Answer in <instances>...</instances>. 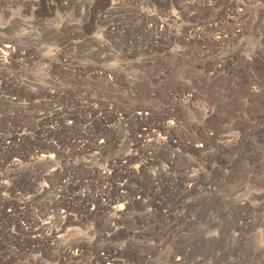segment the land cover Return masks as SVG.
Instances as JSON below:
<instances>
[{
  "label": "rangeland",
  "instance_id": "1",
  "mask_svg": "<svg viewBox=\"0 0 264 264\" xmlns=\"http://www.w3.org/2000/svg\"><path fill=\"white\" fill-rule=\"evenodd\" d=\"M26 4L27 14L19 16L14 8L10 12L9 0H0V28L7 30L14 20L29 21L19 34L27 38L21 47L33 49L32 64L26 68L0 62V178L2 184L10 182L7 191L0 188V209L5 201L0 264H34L25 253L27 246L43 244L34 221L55 216L56 208L49 207L55 199L69 215L82 216L91 229L105 234L107 214L96 199L97 176L90 174V169L98 168L90 158L98 156L94 145L112 143L103 159L131 149L136 161L143 163L149 152L142 153L145 144L138 143V137L154 123L157 135L170 138L157 154L161 166L168 165L170 148L177 144L174 150L183 156L178 167L187 158L195 160L213 185L189 198L210 197L193 210L195 239L186 264H264V1L26 0ZM241 29L243 34H237ZM5 35L1 32L0 38ZM219 37L225 40L219 43ZM140 106L151 112L145 124L131 117ZM114 112L125 120L119 122ZM170 113L178 123L171 134L161 125ZM226 137L237 144L222 146ZM192 140L205 149L180 143ZM36 152L54 157L49 168L53 175L44 174L49 188L44 193L35 187L40 180L27 179L29 159ZM13 160L20 165L14 167ZM154 170L155 165L149 166L133 180L140 178L151 211L138 202L129 207L116 243L127 241L128 253L118 259L121 263L170 264L172 251H182L177 234L166 229L172 220L181 221L179 211H168L166 205L182 185L171 169L152 182L148 174ZM220 170H227L225 187H218L223 180ZM126 183L130 189L132 184L122 181ZM239 185L242 189L231 194ZM212 189L226 193L215 197ZM141 229L147 231L145 236L134 235ZM83 233L84 229L79 236ZM93 242L97 248L108 246L101 238ZM150 245L161 248L147 260ZM58 252L53 249L42 258L48 264ZM91 258L87 253L71 264Z\"/></svg>",
  "mask_w": 264,
  "mask_h": 264
},
{
  "label": "bare ground",
  "instance_id": "2",
  "mask_svg": "<svg viewBox=\"0 0 264 264\" xmlns=\"http://www.w3.org/2000/svg\"><path fill=\"white\" fill-rule=\"evenodd\" d=\"M9 8H10V12L11 9L14 8L19 16L27 14L28 12L26 0H11V1L9 0ZM262 12H264L263 9ZM19 22L21 21L14 20L12 22V26L7 30L0 28V33L3 31H5L6 33L4 37L0 38V62L8 63V61H10V63H12V65H15L16 68L22 69V67L26 68L32 64L31 61L33 59L31 58L32 57L31 54L33 49L30 46H27L25 48L21 47L22 41L27 40V38L24 36V34H19L20 28L25 27L27 29L29 26V21L21 22V23ZM243 32L244 30L241 29L237 34L241 35L243 34ZM224 40L225 39L223 37H219L218 39L219 43H222ZM237 56H238L237 52H233V57H237ZM15 60L16 62L15 64H13L14 63L13 61ZM227 64L230 65L231 63L228 62ZM14 96L16 95H13V97ZM192 99L193 96H190L189 100L192 101ZM12 101H14V99ZM130 113H131V117L138 120L141 124H145V122H147L149 116L151 115L150 109L147 106H140L138 109H134ZM113 115L115 116L116 113L114 112ZM122 116L123 115L119 114L118 116L115 117L118 118L119 122H123L125 119H119V117ZM161 125H162V129H164L165 132H170L171 134L178 127L175 114L170 113L164 116ZM188 125L190 128L193 129L198 127L197 125L194 126V124L193 125L188 124ZM152 127L158 128L156 123H154V125H152L149 128H146L143 131V133H141V135L138 137V143L145 144L144 146H141L142 153L149 152V154H147L146 158L144 159L143 163L136 161L134 157V151L131 149H128L126 154H123L119 157L111 156L108 159H103L104 156L103 152L108 147L111 148L112 143L110 146L107 143L108 140H106L100 142L97 145H94L93 150L98 152V156L97 153H95L94 155H91L90 158L91 160L96 162V164H94L95 166L98 164L97 166L98 168H96L95 170L90 169L91 171L90 174L97 176L96 182L93 185L94 188L97 190V195H96L97 202L100 200L102 202V207L106 210V214H107L106 233L98 234L95 230L89 227L87 220L83 219L82 216L74 215L72 217L71 215H69L68 210L61 204V202L55 199V201H53V203L49 205L50 208H56L55 216L39 221H34V227H36L39 230L38 232L40 233V235H43V244L41 248L34 246H27L28 250H25V253H29L32 256L30 262L34 264H46L42 257H49V254L51 255V251L53 249H59L57 255L52 254V257L49 258L48 264H71L72 260L80 259L83 256H85L87 253L92 254L94 258H91V260H86L85 263L83 264H96V263L125 264V263H121L120 260L118 259L122 258L124 255L128 253L126 250L127 241L119 243L118 245L116 243L119 242L117 239L118 234L123 233L122 229L124 228V218L127 215V211L129 210V207L133 202H138L139 204H142L145 207L146 212L151 211V209L149 208L151 206L150 202L147 201L148 193H146L142 189L140 184L141 182L140 178L138 182L133 180L137 179L141 173L144 174L143 172L146 171L147 168H149V166L155 165L158 168V170H154V173H151L150 175L148 174V178L152 182L156 180V176L162 175L164 172H167L171 169L173 172L176 173L175 178H177L179 183H181L180 186L182 185L179 191H177L178 189H176L171 193V195L169 196V200H167L168 205H166V209H168V211H173V210L179 211L180 215L178 216V218L181 217L180 219L181 221L184 220V223H182L183 221L181 222L180 220L179 222L178 220L177 221L172 220L170 226L167 227L166 229L169 228L171 233H176L178 238L177 240L182 241L181 243H183L184 245H180L183 246L182 251L176 252L177 248L175 249V251H172L169 258H167V262H169L170 264H186V260L188 258V255H190L195 239V234L194 237L191 234V232H194V221H193L194 219L192 216L196 215L195 211L193 210H195L194 208L197 209L200 201H203L204 199L207 200L210 197H208L207 195L206 197L205 194H203L200 195V198L198 199L190 200L189 198H191L190 196H192L191 195L192 193H197L199 189L201 190L211 189L213 185H211L212 183L209 181L210 177L205 176L204 171L200 169L199 164L196 163L195 160L187 158L183 164H180L181 167H178L177 163H179V160H181L183 156L180 155L179 151L174 150V148L179 147V145L177 144L173 145L170 148L171 149L170 157L165 162L168 163V165L162 167L159 161L157 160V154L159 149L161 147H164L170 138L168 139L165 137L161 138L160 135L156 134V131ZM205 138L208 139L207 136ZM227 139H229V137L222 138V146H225L224 144H227L230 147L231 145L237 144L236 141L227 140ZM188 140L189 139L187 138L185 141ZM185 141L184 142L180 141V143L186 148L192 147L194 148V150L205 149L203 148L204 147L203 144L198 140H192L190 144H188ZM16 142L17 141H15L14 139V143ZM9 145L10 143L5 144V146L7 147L6 149H9L10 147ZM221 150H223V148H221ZM219 154L221 153L219 152ZM29 161H30V166L28 167L29 171H28L27 179L30 178L33 180H40L37 181V184L35 186L37 188V191L39 190V193H44L48 191L49 189L48 186L44 184L45 182L44 174L49 173L53 175L54 171H51L49 169L52 166H54L53 155H48L42 152H38V153L36 152L35 154H33V158L29 159ZM20 163L21 162H19L18 160L12 161L14 167L19 166ZM223 171L220 170V172H222L221 175H223L222 176L223 180L220 182V185L218 187L220 186L225 187V176L227 174V170H225L226 172L224 173ZM229 175L230 174H228V176ZM20 177L21 175L18 174L17 175L18 180L20 179ZM4 178L7 179V177ZM175 178H173L172 181H175L174 180ZM202 179H206L205 182L202 181L201 183L200 181ZM123 180L124 182L127 180L128 183L132 184L130 189H128L127 183L122 184ZM79 185L80 183L78 184V186ZM9 187H10L9 180L7 181V185H5L2 184L0 178V188L4 191H7ZM213 189L212 191L214 193V196L216 195L223 197L224 194L226 193L223 192L224 194H216V192L219 191L215 190L216 191L215 192ZM241 189L242 187L241 185H239L237 188L235 187L234 190H232L233 193L231 194L234 195L235 193L239 192ZM123 192L128 193V196L124 195ZM203 192L204 191H202V193ZM29 200H32V198L29 197ZM29 200L26 202L27 205ZM86 203L87 201H84L82 204L84 208H86L87 206ZM4 207H5V201L2 200L0 215H3ZM237 207L243 209L242 205L237 204ZM147 208L149 209L147 210ZM91 213H97V210ZM82 229L85 230V233H83L85 234V236L80 237L79 235ZM141 230L137 233H134V235L139 237L145 236L147 231L145 229H141ZM90 236L92 237V239ZM100 238L101 241L108 243V246H102L99 248L95 247V243L93 241L98 240ZM36 239L37 236L34 237V241ZM172 242L173 244H175V242L177 241L175 240V238H172ZM150 247H151L150 248L151 256H148L146 258L147 260H151V257H153V254L156 252L155 250L161 248L160 245L154 246L155 250L151 245ZM255 253L257 254L259 253V251L258 252L256 251ZM100 256L102 258H100Z\"/></svg>",
  "mask_w": 264,
  "mask_h": 264
}]
</instances>
